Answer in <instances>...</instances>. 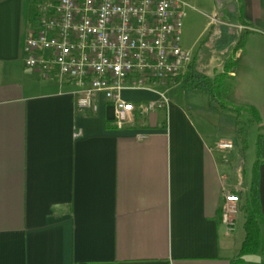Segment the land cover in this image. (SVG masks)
<instances>
[{
    "label": "crops",
    "instance_id": "obj_1",
    "mask_svg": "<svg viewBox=\"0 0 264 264\" xmlns=\"http://www.w3.org/2000/svg\"><path fill=\"white\" fill-rule=\"evenodd\" d=\"M32 1L0 0V264H230L245 237L257 143L264 242V0H213L201 33L214 26L237 47L225 98L260 119L251 165L234 109L182 82L166 88L163 108L122 129L105 128L110 107L79 112L68 85L25 67ZM226 23L245 28L241 46ZM198 55L189 70L211 78L213 58ZM222 142L232 149L219 151ZM226 192L240 195L229 236L221 222ZM244 261L264 264V253Z\"/></svg>",
    "mask_w": 264,
    "mask_h": 264
},
{
    "label": "built area",
    "instance_id": "obj_2",
    "mask_svg": "<svg viewBox=\"0 0 264 264\" xmlns=\"http://www.w3.org/2000/svg\"><path fill=\"white\" fill-rule=\"evenodd\" d=\"M185 5L182 0H33L25 67L68 85L79 112L94 114L104 105L112 110L115 128L130 126L135 117L166 105V88L192 63V51L181 46ZM132 91L158 99L132 104L123 98ZM217 147L224 152L232 144ZM239 204V193L222 195L221 222L228 236L236 229Z\"/></svg>",
    "mask_w": 264,
    "mask_h": 264
},
{
    "label": "rangeland",
    "instance_id": "obj_3",
    "mask_svg": "<svg viewBox=\"0 0 264 264\" xmlns=\"http://www.w3.org/2000/svg\"><path fill=\"white\" fill-rule=\"evenodd\" d=\"M185 2V6L181 9L183 12L182 26H181V46L189 45L193 46V52L199 50L198 61L201 59H207L212 57L214 62L210 63L209 70H211V79L219 76L221 72L226 70L229 73L235 72L237 62V47H233L234 44L230 37L223 36L221 32H218L216 27L212 26L208 28L205 37H201V33L207 23V16L210 15L209 8L213 7V0H182ZM229 28L230 36H235L238 44V40L241 38L240 34L244 31H237L232 27V24L226 23ZM237 31V32H236ZM203 36V35H202ZM211 38V39H210ZM212 40V41H211ZM188 50V49H187ZM192 52V55H193ZM203 75V74H202ZM176 84L181 86V82L184 81V76ZM221 82V83H220ZM217 87L215 86L216 98L222 105L230 106L236 112V118L238 121L237 136L240 140L246 138L248 142V152L245 155V163L251 165V162L255 158V146L257 143V134L259 130L256 125L255 117L250 112V108L245 104L234 105L232 101L227 100L225 97L231 93L234 81L228 75H224L220 80ZM229 97V96H228ZM244 162V160H243Z\"/></svg>",
    "mask_w": 264,
    "mask_h": 264
},
{
    "label": "trees",
    "instance_id": "obj_4",
    "mask_svg": "<svg viewBox=\"0 0 264 264\" xmlns=\"http://www.w3.org/2000/svg\"><path fill=\"white\" fill-rule=\"evenodd\" d=\"M245 34V31L240 34L241 38L238 40L237 46H241V42L243 41ZM227 74L228 72L226 70V74L225 72H223L219 76L211 79L206 77L205 75L194 72L191 68L189 70L188 68L187 73L184 75L185 79L182 83H184V85H187L188 88L200 90L208 94L214 102H217L219 105H222L221 102L216 98L215 86L217 87L223 76ZM249 110L255 117L256 122L259 123L260 119L257 115L256 110L253 108H250ZM105 128L115 129L112 124L109 127L108 122L105 123ZM260 155V144L257 143V159L255 163L254 176L246 200V204L243 208L245 214V222L243 225L245 237L238 254L230 261V264H246L244 261L245 257L264 253V242H262L260 231L261 215L257 195V166L260 162Z\"/></svg>",
    "mask_w": 264,
    "mask_h": 264
}]
</instances>
